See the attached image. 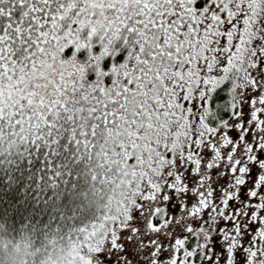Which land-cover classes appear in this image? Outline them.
Here are the masks:
<instances>
[{"label":"snow or ice","instance_id":"obj_1","mask_svg":"<svg viewBox=\"0 0 264 264\" xmlns=\"http://www.w3.org/2000/svg\"><path fill=\"white\" fill-rule=\"evenodd\" d=\"M33 160L3 264H264V0H0V167Z\"/></svg>","mask_w":264,"mask_h":264},{"label":"trees","instance_id":"obj_2","mask_svg":"<svg viewBox=\"0 0 264 264\" xmlns=\"http://www.w3.org/2000/svg\"><path fill=\"white\" fill-rule=\"evenodd\" d=\"M42 163L40 160H33L29 168L27 162L22 161L11 171V181L7 179L9 170L0 167V214H8L14 221L23 219L25 214H30L40 222L47 220L53 206L51 201L46 203L42 197L51 195L52 189L44 191L42 186H37L35 179L37 174H44ZM4 258L5 252L0 248V264H3Z\"/></svg>","mask_w":264,"mask_h":264}]
</instances>
